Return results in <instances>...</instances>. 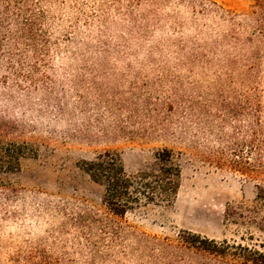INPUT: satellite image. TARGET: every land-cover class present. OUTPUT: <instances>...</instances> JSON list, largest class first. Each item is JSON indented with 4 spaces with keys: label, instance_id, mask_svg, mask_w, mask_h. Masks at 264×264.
Returning <instances> with one entry per match:
<instances>
[{
    "label": "rangeland",
    "instance_id": "rangeland-1",
    "mask_svg": "<svg viewBox=\"0 0 264 264\" xmlns=\"http://www.w3.org/2000/svg\"><path fill=\"white\" fill-rule=\"evenodd\" d=\"M211 1L235 15L249 13L255 3ZM219 24L205 32L226 35L232 29L230 23ZM64 29L61 34L69 35ZM184 35L194 32L187 29ZM242 36L249 39V32ZM256 54L247 45L196 61L173 47L57 58L39 73V89L7 117L14 127L10 142L27 150L16 171L0 168V264L24 262L30 255L89 264L93 244H101L99 220L159 240L175 241L189 231L263 252L264 180L229 164L247 157L244 102L250 89L261 103L264 124V54L260 61ZM3 145L0 138V159ZM194 146L212 148L225 160L219 166L207 162ZM165 148L173 150L181 169L177 198L169 206L135 209L123 220L106 212L103 188L79 166L115 151L126 171L135 174L153 166ZM185 255L195 264H243L229 257Z\"/></svg>",
    "mask_w": 264,
    "mask_h": 264
},
{
    "label": "trees",
    "instance_id": "trees-1",
    "mask_svg": "<svg viewBox=\"0 0 264 264\" xmlns=\"http://www.w3.org/2000/svg\"><path fill=\"white\" fill-rule=\"evenodd\" d=\"M219 23H230L232 29L226 35L205 32L209 28L215 31ZM64 26L69 35L61 34ZM187 29L194 35L185 37ZM246 32L249 39L242 36ZM67 43L77 46L68 50ZM247 45L257 50L260 61L264 54V0H255L251 11L244 15L226 11L211 0H0V138L4 142L0 168L16 171L27 150L24 145L10 142L14 127L7 117L21 107L23 97L39 89L43 81L39 73L51 69L57 58L173 47L196 61L201 55L209 57L224 48ZM252 91L244 102L247 157L231 159L229 164L245 175L264 180L263 109ZM193 148L207 162L219 166L225 160L212 148ZM155 158L153 166L135 174L126 171L115 151H105L79 166L103 188L106 212L123 220L135 209L169 206L177 198L181 169L173 150L161 149ZM98 224L101 244H93L96 250L88 258L89 264H126L128 260L134 264H195L185 257L186 252L264 264V251L231 246L226 240L219 242L189 231H181L175 241H169L129 232L122 223L112 220H99ZM116 247L121 250L114 252ZM23 261L10 259V264H66L59 260L38 261L31 255Z\"/></svg>",
    "mask_w": 264,
    "mask_h": 264
}]
</instances>
